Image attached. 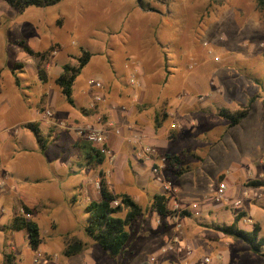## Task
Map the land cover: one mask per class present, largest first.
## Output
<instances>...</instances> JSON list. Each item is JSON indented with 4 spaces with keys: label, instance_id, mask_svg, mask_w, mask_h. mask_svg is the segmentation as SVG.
<instances>
[{
    "label": "rangeland",
    "instance_id": "1",
    "mask_svg": "<svg viewBox=\"0 0 264 264\" xmlns=\"http://www.w3.org/2000/svg\"><path fill=\"white\" fill-rule=\"evenodd\" d=\"M258 1L65 0L52 8H30L19 14L0 0V108L8 105L24 108L23 96L26 95L32 111L25 108L23 117H31L30 112L39 103L37 111L47 120L45 112H52L47 104L50 95L58 99L53 97L50 103L56 105L57 110L69 106L55 84L63 65H76L81 48L95 56L102 53L105 61L96 64L97 59L90 63L75 83L73 97L78 108L74 111L85 118L79 108H88L93 99L96 90L88 81L94 79L103 85V104L110 103L111 99L107 84L119 83L120 95L115 99L125 106L114 104V107L121 112H138L141 117H147L150 124L159 113L163 115L171 108L178 114L192 113L195 126L183 125L178 130V142H169V150L184 159L178 169L169 172L173 178L182 174L175 178L174 184L178 182L175 188H190L196 195L192 202L201 209L208 204L218 207L217 210L208 208L202 217L185 216V223L190 226L183 224L181 211L176 227L188 228V234L183 237L165 231L163 224H158L153 217L149 221L148 207L142 218L128 228L130 239L124 252L114 257L86 233L87 203L96 198L92 194L93 184L83 182L84 190L75 188L78 179L86 178L80 174L56 181L62 189L49 183L57 180L50 163L40 152L35 136L22 129L18 145L12 141L0 143V170L16 169L10 184L17 185L16 192L7 193L9 184L5 180L2 183L0 226L12 221L22 195L28 199L26 192H33L29 195L34 201L42 206H48L51 201L52 206L64 211L67 217L61 220L60 215L47 208L38 214L36 221L41 229L44 254L39 264H67L76 257L79 259L87 247L90 253L87 257L91 260L86 261L91 264H143L152 260L154 264H185V259H189L187 264H264V246L261 254H255L243 241L222 235L215 241L214 257V253L196 242L200 232L210 235L217 226L233 223L239 214L244 216L240 223L242 229L252 231L253 226L258 225L259 235L264 237V187H248L251 181H264V11ZM21 41L35 51L60 46L46 66L47 84L38 76V62L17 44ZM16 76L22 87L14 84ZM132 78L135 84L130 82ZM187 95L195 102L190 110L182 102L177 106ZM253 101L251 112L234 128L218 116L221 109L230 114L241 112ZM15 121L12 115L1 116L0 127ZM102 121H106L105 118ZM172 121L175 122L174 118L166 123ZM118 131L123 135V131ZM61 137L59 145L65 147V155L71 160L66 164L82 172L84 169L77 164L79 153L70 148L71 139ZM9 146L22 147L25 155H31L6 163ZM135 172L139 177L133 176L138 185L146 188L145 194L157 193L160 185L150 169L141 166ZM26 175L46 183L47 187L25 181ZM184 181H191L193 185H183ZM223 183L228 189L222 207L216 203V190ZM97 187L100 193V183ZM57 189L61 195H56ZM147 195L141 204L143 208L147 206ZM73 197H76L75 202H72ZM237 201L242 204L234 206ZM125 216L126 211L119 215ZM161 218L163 223L165 218ZM192 224L195 227L190 231H194L191 237ZM18 241L12 254L8 246L2 249L0 246V264H8V260L12 264H35L36 252L29 241L23 237ZM190 242L194 243L192 252L187 249ZM174 244L173 251L167 249Z\"/></svg>",
    "mask_w": 264,
    "mask_h": 264
},
{
    "label": "crops",
    "instance_id": "2",
    "mask_svg": "<svg viewBox=\"0 0 264 264\" xmlns=\"http://www.w3.org/2000/svg\"><path fill=\"white\" fill-rule=\"evenodd\" d=\"M92 55L93 56L91 58L90 63L92 62L94 63L97 59L98 61L96 62V64H101L105 61V58L102 55V53H98L96 56L94 54ZM166 79L167 78L165 77L164 81H166ZM107 85L108 86L106 87H107L108 94L110 93V96H111L110 103L97 104L96 107L93 108L92 100H91L88 108H79L81 114L85 117L84 119L74 111L75 108H78L76 102H75V106H71L68 104L69 105L68 107H64V108L62 107L60 110H57L56 105L50 104L52 102L53 97H55V99L58 100L57 97L54 95H50L49 99L47 100V104L49 108L52 109V112L54 115V119L52 123L42 118L41 117L42 115H40L39 111H37V107L39 106V103L33 107V112H30L32 118L30 116L28 118H24L23 113L26 111L25 108H27V111L28 110L32 111V107L29 104L30 102L26 101L25 98H23L24 105H25L24 108H14L13 106H10V105L0 108V117L1 116L3 117L4 115H6L7 117L12 115V118L16 120L14 123H12V125L7 126V124H3L0 127V143L2 142L4 144L8 141H12L13 143H16V145H18L19 143H21L19 139V135L22 129L26 130V128H24L23 125L25 124L27 125L30 123H38L40 124L39 126H40L41 131L44 133L46 137L50 139L48 148L45 152H42L39 148L40 152L43 153V156L47 157L50 163L51 171L55 174L56 176L55 179H57L54 181H50L49 183L55 186H58L61 189L62 187L60 185V182L56 183V181L61 180V179L62 180L70 179L75 174L84 175L86 178L83 181L78 179V182L76 186L74 187L75 188L78 187L80 188V190H84L83 182L86 183L90 181V183L93 184V188H94V192L92 194L93 196H96V198H94L92 201H100V193L98 192L97 186H98V183L102 181V178L100 176V174L102 173L105 179L107 180L108 182L107 184L112 192L116 193L117 195L127 194L131 196L135 200V202L141 206V204H143L144 202V196L147 195L145 194L146 188L143 185H138L139 182L138 181L136 182V177L133 176V174L139 177V175L135 172V169L138 170V168H140L141 166L150 169L152 172V167L154 165L156 167H161L163 169L162 171L163 175L166 176L168 180L173 182V189L175 190V192L172 193L171 195H168L169 197L168 208L172 209L173 203L178 202V204L184 209L183 211L187 210V212L192 214V215L190 214V216H187V218H191V216H193V218L196 216L202 217L203 214L207 213L208 208L209 209L212 208V210H217L218 208L217 206L213 208L210 206V204H208V206L206 205L205 207H202L201 209L200 206H198L196 203H193L192 201L193 199H195L196 195L195 194L193 195L190 188H186L182 190L181 188H175L174 186L178 184V182L174 184L175 178L182 177V174L178 173V176L173 178L169 172L170 170L178 169V167L184 162V159L181 157L180 154H176L169 150L168 148L169 142L170 141L178 142L179 137H180L178 130L182 129L183 125L187 126L188 124H191L193 125V127L195 126L194 119L192 116L193 114L192 113L178 114L175 108L173 109L171 108L169 111H166L168 115L166 122H168L172 118H174L175 122L172 121L170 122V124H167L165 122L163 125H161L158 128L159 122L162 119L158 117L160 113L155 118H153L150 124L148 121H146V119L148 118L141 117V115H139L138 112L132 113L130 112L129 109H128L129 111H125V112L119 111L118 108L114 107V104L119 105V107L125 106L123 102L121 103L116 102V99H115V96L117 97L120 95L119 94L120 89L118 88L119 83H116V84L109 83ZM110 86L112 87L110 88ZM127 97H129V94ZM184 97H185L184 100L179 101L177 106H179L180 102H182L183 106H186L187 110H190L192 108L191 106H193L195 102H192L191 100L192 98L189 97V95L184 96ZM103 118H105L106 121L103 122L102 121ZM61 124H63L64 126L61 127ZM85 126L92 127L93 130L99 131L100 133L104 134L106 137V144H107L106 146L108 150L110 151V154L105 155L106 156L105 162L101 166L91 165L88 167H84L82 165L83 153H81V151L79 150H76L73 146L75 145V142H77L79 139L81 140L86 139L84 136L81 135L82 130L85 128ZM174 126H176V128H174ZM118 129L123 131V135L117 134L115 130H118ZM131 133H134V135H129ZM61 135L64 137V139L70 138L71 139L70 148L76 150L79 153L78 155H79L80 161L77 164L80 166V168L84 169L82 172L77 171V170H72L71 164H66V161L71 162V160H69L68 159L69 157L67 158L65 155L66 154L65 147H61L59 145L60 139L62 138ZM145 146L149 147L151 151L150 153L145 154L144 157L140 159L138 157V154L146 148ZM55 149H57V152L54 151ZM8 151H9L8 153L10 154L8 157V161L6 160V163L11 162V160L15 159L16 157L22 158L25 155V152H24L25 149L19 146L12 147V148L11 146H9ZM166 154L179 156L181 159V163L180 164L171 163L170 161L166 159L165 157ZM30 155L31 154H29V156ZM25 156L29 157L28 154ZM4 166H5V163H4ZM41 167L44 170L46 169L44 168L45 166L43 165H41ZM90 168H92L93 171H89ZM69 169L71 170L69 171ZM15 170L12 168H10L9 171L0 170L1 186L4 180L6 181V183L9 184L7 188L8 191L7 189L5 190L7 191V193L14 192V191L16 192L17 190L16 184L14 183L10 184L11 180H13V177L15 176ZM152 174L154 173L152 172ZM24 180L28 182L35 181V184H38L37 187H42V188L47 187V186H44V184L46 183L44 184L40 183L32 179L31 176H28V175L24 176ZM157 183L160 185L158 181ZM188 183H191V185H193L191 181H187V182L184 181L183 185L188 184ZM134 185L136 186L137 189L134 187ZM29 194H34V193L26 192V195H27L26 197H28V199L25 198L24 195H22L19 208L17 209L14 217L17 216L18 214H21L23 210L22 205L24 204L25 206L31 209H36L35 214L32 218L35 221H36V218L38 217V214L46 208L49 209L50 212L55 211V215L57 216L60 215L61 220L67 219L64 211H61L60 209H56L55 207H53L51 201L48 202V206L46 205L42 206L40 203L34 201L33 199L35 198L30 196ZM245 194L248 196L247 193ZM56 195H61L58 189L56 191ZM156 195H165L163 193L161 185H160V189L153 196L147 195L148 200L146 202L147 204L146 208H143L141 206L144 209V211H146L147 208L150 207V215H149V218L147 217L149 221H150V218L153 217V219L157 220L158 224H163L165 231L170 232L173 236H175V234L177 237H183L184 235H187L188 228H186V226L187 225L190 226V225L189 223L188 224L185 223L186 217L181 218L183 219L182 221L183 224H186V226H184V229L180 230L176 227L177 221L180 220V213H177L176 216L171 215L169 217H166L162 223L161 216L155 213L151 208V203L153 202V198ZM23 198L27 199L28 202L27 201L24 202L25 200L23 201ZM205 198L210 199L209 196H206ZM75 200H76V197H73L72 202H75ZM92 201L88 202L87 206ZM194 205H197L198 210L196 212L198 213L194 212L195 210L192 208ZM51 221L56 222L55 219L53 220L51 219ZM11 222L8 225L3 224L2 226H0V232L2 233V236L0 237L1 249L4 246H8V248L11 251L10 254L15 252V248H16L15 245L19 242L18 241L19 237L20 238L23 237V239L28 240V234L26 231L22 230V231L16 232V231L9 230ZM193 226L194 225L192 224V227H190L191 229L189 228V232L194 229L195 226L194 227ZM193 232H190L191 237L193 236L192 235ZM222 235H223L222 233L212 231V230H211L210 235L202 231V233L200 232L199 235L196 236V239H197L196 242H198L200 246H203L204 248H208L207 249L208 252L214 253V257H215V241L216 239L220 238V236ZM190 244H191L190 247L193 249L192 251H194V247H193L194 243L190 242ZM42 247L43 245L40 247L41 251H42ZM175 247L176 246L174 244L173 248ZM86 249L81 254L79 259L76 257V259H72L67 264H82V263L91 264L90 262L86 261L87 259L91 260L90 257H87L90 253H88V250ZM187 261H189V259L184 260L185 264H187L186 263ZM146 262L154 264L151 261H146Z\"/></svg>",
    "mask_w": 264,
    "mask_h": 264
},
{
    "label": "trees",
    "instance_id": "3",
    "mask_svg": "<svg viewBox=\"0 0 264 264\" xmlns=\"http://www.w3.org/2000/svg\"><path fill=\"white\" fill-rule=\"evenodd\" d=\"M4 3L10 6V8L16 10L19 14L25 13L30 8H52L59 5L65 0H2ZM259 8L264 11V0L258 1ZM17 44L24 49V52L28 57L38 62L37 73L39 78L48 83L46 74V66L49 64L50 57L59 45L51 47L45 51H35L26 45V42L21 41ZM92 53L81 48L80 55L76 58L77 64L63 65V70L60 76L55 81L60 95L64 97L66 102L75 106L73 99V89L75 83L82 71L89 65ZM22 67V66H19ZM15 84L18 87H22V82L18 76L15 77ZM24 98L28 101V97L25 95ZM251 105L245 108L241 112L230 114L226 109H221L218 112V116L227 120L231 128L239 125L251 112ZM158 117L162 118L159 122L158 128L163 125L168 118L167 113L163 115L160 113ZM40 124L30 123L23 125L26 130L30 131L36 138L38 146L42 152H45L48 148L50 139L44 135L40 129ZM76 150L83 153L84 162L82 165L88 167L94 164L101 166L105 162V155H102L94 144L88 140L79 139L73 145ZM166 159L173 164H180L181 159L179 156L165 155ZM102 181L100 182V201H92L87 207L86 211L89 214L87 219L86 233L93 240L97 246L106 252H109L114 257H119L125 250V247L130 239V233L128 228L136 222L143 214L144 209L135 202V200L127 195H117L112 192L108 186V182L104 175L100 174ZM249 188H260L264 187V181L254 180L248 184ZM117 202V204H114ZM169 197L167 195H156L151 203L152 210L159 216L166 218L169 216H176L177 213L173 212L171 208H168ZM24 212L31 215L32 218L35 214L36 209H31L24 204L22 205ZM126 211L124 218L119 217L121 213ZM182 216H190L189 212L182 211ZM243 215L239 214L235 217L234 222L230 225H221L215 228L216 232L222 233L229 239L236 241H243L248 245L255 254H261V248L264 246V237H260V229L258 225H254L252 231H246L240 227V223L243 220ZM25 219L22 214H18L13 217L10 224L9 230L12 231H26L28 234V241L31 249L34 252L40 250L42 246V234L38 223L34 219ZM8 264L10 260H8ZM143 264H151L145 262Z\"/></svg>",
    "mask_w": 264,
    "mask_h": 264
},
{
    "label": "built area",
    "instance_id": "4",
    "mask_svg": "<svg viewBox=\"0 0 264 264\" xmlns=\"http://www.w3.org/2000/svg\"><path fill=\"white\" fill-rule=\"evenodd\" d=\"M130 82L132 84H135V78H132ZM88 84H89V86L95 88V90H96V93L94 94V97L92 99V106H93V108H95L98 103L104 102V97L100 92L101 90H103V85L101 84V82L99 80H94V79H90L88 81ZM45 118L47 119V121L52 123L53 118H54L53 113L51 111H46L45 112ZM63 126L64 125L61 124V127H63ZM174 128H176V126H174ZM116 132L118 135H120V131L116 130ZM81 135L84 136L86 138V140L92 142L94 144V146L99 150V152L102 155L110 154V151L108 150V148L106 146L107 145L106 144V137L104 134L100 133L99 131L93 130V128L90 126H85V128L82 130ZM150 151H151L150 148L146 147L142 152H140L138 154V157L141 159L144 157L145 154L150 153ZM162 171H163V169L161 167H156L153 165L152 172L154 173L156 180L162 186L163 193L168 196V195H171L172 193H174L175 190L173 189V182L168 180L163 175ZM0 188H1V184H0ZM227 189H228L227 184L223 183L216 190V194H217L216 203H219V205H221L222 207L225 206V203H226V200H224L223 197H224ZM114 204H117V202H115ZM240 204H242V202L237 201L234 204V206H240ZM192 208L195 210L194 212H196L198 210L197 205H194ZM172 210H173V212L180 213L184 209L178 204V202H175V203H173ZM196 213H198V212H196ZM21 214L25 217V219L32 218L31 215L26 214L24 212V210H22ZM167 249L170 251H173V247H171V246H169ZM187 249L190 252H192V250H193L190 246H188ZM164 251H167V250H164ZM35 254L36 255H34L33 261L35 264H39V262L42 261L44 254L41 252V250L37 251ZM151 262L154 263L155 260H152ZM205 262L209 263V260L206 259Z\"/></svg>",
    "mask_w": 264,
    "mask_h": 264
}]
</instances>
